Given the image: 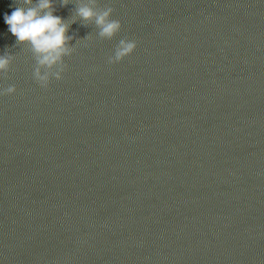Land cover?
Wrapping results in <instances>:
<instances>
[{
	"label": "water",
	"instance_id": "water-1",
	"mask_svg": "<svg viewBox=\"0 0 264 264\" xmlns=\"http://www.w3.org/2000/svg\"><path fill=\"white\" fill-rule=\"evenodd\" d=\"M97 6L42 88L0 0V264H264V0Z\"/></svg>",
	"mask_w": 264,
	"mask_h": 264
},
{
	"label": "clouds",
	"instance_id": "clouds-1",
	"mask_svg": "<svg viewBox=\"0 0 264 264\" xmlns=\"http://www.w3.org/2000/svg\"><path fill=\"white\" fill-rule=\"evenodd\" d=\"M69 4H74L69 18L56 15L57 7ZM77 22L93 25L102 40L114 39L122 27L119 20L113 19V9L98 7L97 0H15L11 14H4V23L16 38V45L27 47L34 57L33 76L40 87L47 88L53 78L63 79L64 59L76 51L69 31ZM87 39L91 40V37ZM137 47L135 40L120 39L107 62L120 63L133 55ZM12 61L10 52L0 54V74L10 70ZM15 92L16 88L9 86L0 91V95Z\"/></svg>",
	"mask_w": 264,
	"mask_h": 264
},
{
	"label": "snow or ice",
	"instance_id": "snow-or-ice-1",
	"mask_svg": "<svg viewBox=\"0 0 264 264\" xmlns=\"http://www.w3.org/2000/svg\"><path fill=\"white\" fill-rule=\"evenodd\" d=\"M4 74H6V73H2V74H0V76H3Z\"/></svg>",
	"mask_w": 264,
	"mask_h": 264
}]
</instances>
